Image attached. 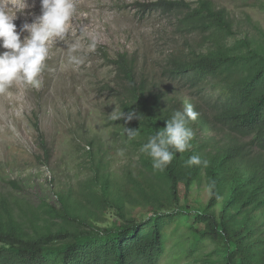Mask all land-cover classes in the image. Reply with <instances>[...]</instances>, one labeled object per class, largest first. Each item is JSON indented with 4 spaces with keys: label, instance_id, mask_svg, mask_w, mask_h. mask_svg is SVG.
<instances>
[{
    "label": "trees",
    "instance_id": "trees-1",
    "mask_svg": "<svg viewBox=\"0 0 264 264\" xmlns=\"http://www.w3.org/2000/svg\"><path fill=\"white\" fill-rule=\"evenodd\" d=\"M140 7L175 20L177 36L198 37L199 46L190 44L161 71L174 86V108L157 104L134 65L120 56L115 64L121 111L140 119L114 121L113 135L136 153L135 168L126 170L117 189L109 177H97L84 193L89 205L72 203L68 212L17 211L0 197V264H162L181 235H188L192 252L213 246L223 264H264V45L248 40L229 46L235 24L213 0H159ZM188 104L199 113L189 124L192 147L175 154L163 171L154 170L142 145ZM126 128L138 131L131 141ZM192 155L209 166L187 167ZM212 181L214 194L205 207H180L194 187ZM135 207L148 208L150 216L139 220L131 213ZM110 208L118 220L99 226Z\"/></svg>",
    "mask_w": 264,
    "mask_h": 264
},
{
    "label": "rangeland",
    "instance_id": "rangeland-1",
    "mask_svg": "<svg viewBox=\"0 0 264 264\" xmlns=\"http://www.w3.org/2000/svg\"><path fill=\"white\" fill-rule=\"evenodd\" d=\"M157 1L74 0L70 35L49 46L42 87L14 84L0 94V197L17 211L41 214L54 207L68 212L72 203L89 205L84 193L97 177H109L117 189L126 170L135 168L136 153L113 135L116 120L111 117L122 113L115 62L127 56L138 79L150 87L152 99L172 110L178 98L161 71L184 48L200 45L198 37L177 36L170 17L142 11L141 5ZM213 1L230 12L235 24L229 46L248 40L264 45V2ZM0 6L15 15L18 32L41 14L40 0H0ZM27 35L22 32L21 40ZM91 36L97 38L95 50L88 48ZM72 43L79 44L74 53L67 46ZM70 55L81 62H70ZM208 200L205 186L194 187L180 207L196 210ZM131 213L145 220L151 211L135 207ZM75 214L83 218L82 212ZM101 219L99 226L111 227L118 220L116 210H105ZM162 264L223 263L213 246L201 245L192 252L188 235H181Z\"/></svg>",
    "mask_w": 264,
    "mask_h": 264
},
{
    "label": "clouds",
    "instance_id": "clouds-1",
    "mask_svg": "<svg viewBox=\"0 0 264 264\" xmlns=\"http://www.w3.org/2000/svg\"><path fill=\"white\" fill-rule=\"evenodd\" d=\"M41 14L31 23H25L20 32L14 24L15 15H10L6 7L0 6V94L7 92L14 84H23L34 89L42 87V73L49 57L50 45L57 40L66 41L70 35L76 10L74 0H40ZM28 35L21 40V33ZM81 35L87 34L81 29ZM97 38H89L88 48L95 50ZM67 45V44H66ZM70 52L77 51L79 44L67 45ZM70 62L79 64L81 60L70 55ZM199 116L191 104L183 111H175L166 120V127L151 135L141 147V152L150 158L152 168L163 171L172 162L174 155L184 153L192 147L194 132L189 127L190 122ZM113 120L125 118L127 121L140 119L134 111L117 113ZM129 141L138 135L137 130L126 128ZM122 154V153H121ZM187 167L202 166L207 168L209 161L199 155H192L186 161ZM215 181L207 185L206 191L211 197ZM219 198V197H217Z\"/></svg>",
    "mask_w": 264,
    "mask_h": 264
},
{
    "label": "bare ground",
    "instance_id": "bare-ground-1",
    "mask_svg": "<svg viewBox=\"0 0 264 264\" xmlns=\"http://www.w3.org/2000/svg\"><path fill=\"white\" fill-rule=\"evenodd\" d=\"M37 7H38V6H37ZM27 10H28V9H27ZM37 11H38V10H37ZM39 11L41 12V10H39ZM39 11H38V12H39ZM32 14H33V13H32ZM23 21H24V20H23Z\"/></svg>",
    "mask_w": 264,
    "mask_h": 264
}]
</instances>
